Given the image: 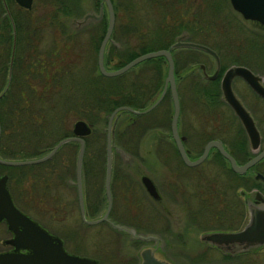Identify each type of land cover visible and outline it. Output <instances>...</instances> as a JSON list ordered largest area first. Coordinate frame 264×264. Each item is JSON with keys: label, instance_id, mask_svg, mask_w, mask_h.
<instances>
[{"label": "flooded vegetation", "instance_id": "flooded-vegetation-1", "mask_svg": "<svg viewBox=\"0 0 264 264\" xmlns=\"http://www.w3.org/2000/svg\"><path fill=\"white\" fill-rule=\"evenodd\" d=\"M108 1L112 9L113 24L103 47L102 62L105 69L117 68L111 67V65L105 63L107 62V55H110L109 51L111 49H129L140 47L141 44H145L148 41L149 46L152 47L153 45H157L154 43L155 41H158L160 39L166 40V38L168 37L166 36L167 32L175 33L173 34L171 41H168L170 37L167 40V46H169L173 42H179L177 46H175L174 48L172 47V49L169 50L172 59V73L178 99L175 131L178 141L180 142L182 149L184 150V153L189 160H194L195 158H197L202 152L206 142L213 139H216L221 143L222 147L233 157L234 161L237 164L243 163L245 160L262 150V148L264 147V98L254 92L248 86L245 80L240 76L236 75L234 77L241 78L249 87V89L254 93L255 97L263 102V104H260V107L258 109L260 113L256 114V112H254V108H247L240 100V98L236 96L251 115L259 135V144L254 150L250 149L248 144L247 148L249 151V155L245 160H237L234 151L237 150L239 140L242 136L241 132L243 131L246 140L247 136L243 127L241 126L239 119L233 113L230 106L223 100L221 93L220 99L223 103L221 105V107L223 108V115L221 116L224 119L223 123L225 124V126L222 122V124L220 123V119L218 120V122H210L212 115H210L208 109L207 112H203L204 114L202 115V117H200L201 110L195 108V106L192 105V101H194L193 96L198 93L199 96H201L202 93L193 84V80L196 77L199 76L201 79L213 80L218 76L219 85V77L224 68L220 70V58L222 59V57L219 56L216 51L215 52L218 57V65L215 76L213 78L207 77V75L211 74L215 70L216 62L214 57L210 53L206 52L212 57L214 63L213 69L208 71L205 68V64L201 61H190L199 69L198 71L195 69H192L190 71L191 80H189L190 82L188 81V87L185 90L187 96L190 97L185 98L183 95H179L177 91L178 84L176 80V73L178 59H176V57L174 56L173 51L174 49L180 47L188 48L181 44L182 42L192 41L202 43V41L200 40L190 38L189 33H193L195 31L196 26L194 24H197V21H200L201 23H209L207 15L215 14L211 13V11L215 12L219 10L220 3L218 6L215 2H220V0H209L207 4L209 9L207 11L198 10L205 6L204 0H142L145 1V4L148 3V5L151 7H149L151 11L146 10V14H157V24L154 26L155 29L151 30L148 35L145 34L140 40L135 39L133 43H126V47H121L123 44L120 45L119 39L114 35L115 27L118 26V21L120 20V18L117 19L118 3L115 0ZM12 2L15 4L14 0H12ZM93 2L97 5V10H95L96 14L93 12H85L82 8V0H46V4H44L46 5V7H42L44 8L43 11L36 9L37 2L33 3V0H31L28 10H30V12L32 11V15H44L48 20L54 22L42 25L43 30L40 38L32 36V39L28 42L27 58L31 63V73L33 74L34 78L39 79L46 76H48V78H51L52 75H54V77H59V79L65 78L68 74L67 59L68 57L72 58L74 56H76L74 64H77V67H75V69H78L80 75L89 79L95 78L97 74H101L96 66V55L98 45L107 26L108 11L103 0H93ZM125 2L126 6L129 7L131 3H134V0H126ZM103 5L105 8H102ZM15 6L17 5L15 4ZM128 7H126V15L129 11ZM162 9H164V12ZM82 16L89 17L85 18L81 22H78L77 19L81 18ZM166 16H171V22H166L168 20L166 19ZM9 17H11L10 13ZM129 18L132 19L134 17L131 14ZM11 20L12 19L10 18V21ZM88 22H92V24L87 25ZM252 23L255 24L258 28H264V24H260L254 21H252ZM179 24H181V26H178ZM127 26H130V24L128 23ZM138 30H140L139 27L135 29V32H137ZM15 32L16 31L14 24L11 21L12 40L8 61V79L10 77V64L12 63L15 49ZM82 34H85L83 38H81ZM72 36H75V41H72ZM152 36L154 37V39L150 40L149 37ZM127 37L128 40L133 39L130 36ZM262 39L263 40H256L251 49V53L254 54L255 57H257V55L262 52L264 53V38ZM237 42L240 43L242 42V40H239ZM260 45L261 47L259 48ZM73 46L75 48V55L73 56L69 54L68 56V51L66 50V48ZM236 46L237 48L242 47L243 51L240 52L242 54L240 58L246 60V58H248L246 56V54L248 53L247 46L240 44H236ZM106 48H109L107 53ZM113 52L114 51H112V53ZM114 57L115 56H113V58ZM151 57H147L144 59H148ZM51 59L55 62L57 61L58 65H56L55 67L52 65L47 66L48 63L52 62ZM189 59L193 60L194 57L186 56L184 62H182L183 68H187ZM129 60H126L124 63ZM140 61L134 63L132 66L128 67L125 70L127 80L130 79L131 74H134V77L140 76L145 80L146 78H153L155 76L153 72L148 73V71L139 72L136 74L135 72L133 73L130 68L135 67V65ZM163 61L167 67L166 59L164 57ZM234 64L243 65L254 74H257L260 78V83L264 86L262 75L257 70L248 67V65H246L248 64L246 61H241L240 63ZM200 65H202V67ZM86 66H89L88 71H84V68ZM134 69H137V67H135ZM125 71L117 75H120ZM101 75L107 76L104 74ZM164 77L159 79L158 81L156 79H152L151 81L147 80V82L145 81L142 86H137L133 90L132 98H130V100L127 101L126 98V102H122L106 112L99 109L96 119L97 121H102V119H104L105 117L103 130H101V128L99 127V122L96 125L97 128H95L93 126L94 122L90 123L89 121L80 118L89 127V132L83 136H80L83 140V148L80 171L78 175L79 187L78 185H76L75 168L71 169L70 167L67 168L64 166L67 158H70L73 150L76 151V158L79 147V142L77 140H67L59 144L50 156L38 162L12 165L0 163L1 165H8L13 168L12 174L14 181L11 187L9 185L8 173L2 172L6 175V187L13 204L30 218L34 219L48 233L58 236L61 240V246L65 250H67L65 246V241L67 238H71L73 234H75L76 238H78V232H80L81 234L85 228H94L100 225L103 226L104 224L105 227H103L105 230L103 233L99 234V236H102L100 240L106 242L105 244L102 242V245H107L105 256L107 257L110 264H142L144 262L143 255L147 257L148 254L152 255L156 260H164V264H196V260L194 258V253L196 252L198 253V255H207L211 250L217 254L218 252H220L221 254H228V252H224L220 246L204 240L202 237L205 233L212 231L235 230L242 226L243 218L242 214L239 215V209L240 207L246 206L245 203L247 202V200H249V197H251V201L254 202V195L256 194L257 201H255V203H263L261 199L264 198V154L243 172L233 171L230 168L226 158H224L214 146H209L204 158H202V160L195 164L188 165L182 160L176 145L175 138L172 136L170 130V119L173 112V107L168 84H166L165 89L163 88ZM158 84L159 87H156ZM163 89V94H161ZM2 92L3 89L0 90V96L2 95ZM198 101L202 103V100L200 98L198 99ZM118 106H126L127 108L118 109L117 111H115V113L112 115L108 130V138L110 143L108 201L104 185L107 157L106 126L108 116L110 115L112 110ZM118 114L122 116H119L114 123V119ZM74 120L71 123L70 129H67L65 123L58 129L62 130V132L66 131L65 133L67 134L63 135V137L72 134L71 129ZM164 128L166 129L163 130ZM97 129H99L100 131H98ZM1 133L2 127L0 120V134ZM100 135H102V137ZM13 138L16 140L17 137L14 136ZM144 139L145 141L148 140L147 149H149L148 151L145 150V152L148 155L157 154L161 155V157H163V155L165 156V154H170L166 150L165 145H163L165 144V141L169 139L167 141L171 146V153L175 154V156L178 158L179 164L182 168H172L174 169L173 173L184 172L185 170L188 173V180H192L194 189L191 193H186V191L183 189L184 185H181V187L177 185L174 177L172 180L173 182H171L170 184L176 190V195L179 196L186 193V197L192 195L194 196V198H196L193 203L182 201L185 206L180 205L177 206V208H179L181 212L189 219L187 225H190L191 222L204 224V229L202 230L204 232L199 237V240L203 242V245L205 246L197 248L193 247V244L191 242L189 243L186 238L187 234H189V230H187V228L185 229V231L173 233L170 232V228L165 225V218L168 217L167 213L164 212L166 206L163 205L162 202V199L165 198V196H163L162 194L163 191H161L159 185L156 184L147 173H144L140 168H138V163L135 161V157L138 155L140 148L146 149L142 145ZM57 140L54 143L49 142L48 134V137L34 139V141L30 143L29 146H21V149L19 146L13 148L15 150V153L21 152L22 154H17L16 157L11 158L10 156H6L0 153V159H35L40 157L41 155L46 154L57 142ZM70 142L76 143L75 146L73 147V144H67ZM229 143H233L234 146L229 145ZM63 145L66 149V152H62V150L60 151V148ZM0 150L2 153H6L9 151L8 149L1 148ZM22 151H26L25 154ZM216 154H218L220 157L218 155L216 156ZM115 155H117L118 158H114ZM212 156H215V159L219 160V165H221L222 167H220L219 169H215L213 172H211L212 175L210 176L209 174H207V172H203L202 167H200V163H202L204 160L210 159ZM48 159H51L52 161L43 166L44 182L43 184H39V188H41L42 191H40L39 193L37 192L36 195H39L40 193L44 194L43 204H47L46 210H48L47 212L49 213V215L47 213L46 214L52 219L60 220L63 217L62 215H65L66 208L65 206H63L64 201L62 200L63 198L61 199L62 195L60 194L59 187L62 183H64L65 185L74 186L78 218L79 223L81 224L77 227V230L69 227L66 224V220L64 219V222H62V225H60L59 229L55 231L51 230L49 229V227L43 225L37 219L32 217L29 213L30 207H28L27 201L32 190L29 191L31 187L30 184L27 183V181L29 179L31 181L33 180V172L36 174L37 168H35L34 170H29L27 168L30 165H34L42 161L44 162ZM146 159L150 164L154 163L150 156L146 157ZM85 160H90V168H86L84 166ZM56 165H58L59 167H56ZM228 168L236 174H242L249 170L253 182L256 183L248 188H244L240 185L236 186L239 187L236 196L239 195V197L241 198V202L236 200V196L229 198V201H227L228 192H230L231 186H234V178H232L233 180H231L233 184H227ZM27 170L32 172L31 177L24 175ZM142 175H146L152 181L157 193V196L155 198L147 193L143 183L141 182ZM178 175L180 174H176L177 178ZM235 182L237 183V177H235ZM140 189L144 192V194L142 192H139ZM136 190H138V193L136 192ZM252 190H256L253 193V196L244 195L246 193L253 192ZM78 192L80 193L81 199H79ZM126 193L128 198H126ZM145 195L147 196V198ZM32 202L40 205L41 199L39 197H36ZM117 203L119 205H115ZM56 216L58 218H56ZM193 216H197L198 221H196ZM92 220L96 221L89 222ZM0 224L3 227V230L7 233V235L0 240V252H19L23 254L25 252L24 249L14 250L13 246L9 242L4 241L11 236V233L6 228L4 221L1 220ZM163 224L165 225L164 227ZM150 227L153 228L150 229ZM105 235L108 236V240L107 238L106 240H103V237H106ZM92 236L95 238V235L92 234ZM186 241L189 247L184 246L186 244ZM77 245L78 244H74V246ZM228 247H236V244L230 245ZM75 248L77 247H74L69 252L77 253L80 256L93 258L96 260V264L100 263L98 257L92 255L94 254V252L86 253L85 250H82L80 252ZM239 253L242 252H235L232 254Z\"/></svg>", "mask_w": 264, "mask_h": 264}, {"label": "rangeland", "instance_id": "rangeland-1", "mask_svg": "<svg viewBox=\"0 0 264 264\" xmlns=\"http://www.w3.org/2000/svg\"><path fill=\"white\" fill-rule=\"evenodd\" d=\"M46 0H33V3L37 2V8L40 11H43L44 8L42 7H46L45 3ZM118 3V7H117V19L120 18V20L118 21V26L115 27V33L114 35L119 39V44H123L121 47H126V43H133L135 41V39H142V37L146 34L148 35V33L155 29V25L157 24V20H158V16L157 14H146V10L147 11H151L149 9V5L148 3L145 4V1L142 0H134V3H131V5L128 7L126 6V0L122 1V0H115ZM205 1V6L198 9V10H202V11H207L208 8V2L209 0H204ZM218 6L220 3V7L218 11H211V13H215V14H209L207 15V18L209 19V23H201L200 21H197V24H194L196 26L195 31L193 33H189L190 34V38H194L200 41H205L206 44L211 45L215 48H217L218 52L222 53V59L220 58V62L221 63H227V65L229 63H240L241 61H246L248 64V67H250L251 69L257 70L263 77L264 80V53H260L257 55V57H255L254 54L251 53V49L253 47V44L255 43L256 40H263L261 38H264V28H258L256 27L255 24L252 23V21L254 20H247L244 19L240 16L239 13H237L235 10H233L228 2V0H220L215 2ZM99 7V4H98ZM126 7L129 8V11L127 12L126 15ZM42 8V9H40ZM82 8L85 12H93L96 14L95 10H97V5L94 4L93 0H82ZM102 8H105L104 5L102 6ZM151 8V7H150ZM94 10V11H93ZM164 12V9H162ZM83 11V12H84ZM132 14V16L134 18H129L130 15ZM166 14V13H165ZM89 16H82L81 18H78L77 21L81 22L82 20H84L85 18H87ZM203 17V16H202ZM166 19H168L166 22H171V16H166ZM164 20V19H163ZM165 21V20H164ZM127 22V23H126ZM206 22V21H204ZM256 22V21H254ZM123 23V24H122ZM130 24V26H127V24ZM214 23V24H213ZM258 23V22H257ZM92 24V22H88L87 25ZM203 25V27H199L198 25ZM85 25V26H87ZM139 25V26H138ZM214 25V26H213ZM83 26V27H85ZM213 27V29L211 30L210 27ZM139 27L140 30H138L137 32H135V29ZM224 27V28H221ZM205 31V33H203L202 31ZM153 32V31H152ZM220 32V33H218ZM224 33V34H223ZM173 34H175L174 32H167L166 36H168L165 39H160L158 41H155L154 43L157 45H153V46H159L160 44H164L167 43V40L169 38L168 41H171ZM85 34H82V37H84ZM80 36V35H79ZM130 36L133 39L128 40V37ZM239 37L242 38V42L238 43V42H232V41H228V40H233V39H238ZM244 37H248L246 40H244ZM165 38V37H164ZM83 41V40H82ZM236 44H240V45H244L247 46V54L246 56L248 58H246V60L240 58L242 56V54L240 52L243 51L242 47L237 48ZM152 45V44H151ZM239 46V45H238ZM261 47V45L259 46V48ZM106 53L108 52L109 48H106ZM230 50L231 52V56L227 55V51ZM186 50H184V48L180 47V48H176L174 49L173 53L174 56L176 57V59H178V64H177V73H176V80H177V91L179 93V95H183L185 98H188L190 96H187V93L185 92L186 88L188 87V81L191 80L190 79V71L192 69L195 70H199L195 65H193V61H201L205 64V68L210 71L213 69L214 63L212 60V57L208 54H203V53H199L197 55L196 58H194L193 60L189 59V64L187 65V68H183V64L182 62H184L185 57L184 55H186ZM225 52V53H224ZM110 53V52H109ZM237 54L238 57H236L237 60L233 59V54ZM87 60V58H86ZM117 60V58H114L113 60H110L107 62L108 65H112L115 61ZM191 61V62H190ZM226 65V66H227ZM193 67V68H189ZM89 66H86L84 68V71H88ZM144 77V76H143ZM141 83H143L142 81H140ZM190 82V81H189ZM231 86L232 89L234 91V93L236 94V96H238L240 98V100L243 102V104L249 108L252 107L254 108V112L260 113L259 112V107L260 104H263L262 101H260L257 97H255L254 93L249 89V87L246 85V83L239 77H234L232 82H231ZM78 91H73L74 93H78L80 92L79 87ZM72 93V92H71ZM81 92L80 94L78 93V96L80 95V99L83 98L81 96ZM71 95V94H70ZM88 94L86 93L84 96L86 97ZM72 96V95H71ZM62 101V99L60 100V102ZM167 103V102H166ZM164 103V104H166ZM68 103H65L64 105H61L60 107H57L56 112H57V116L61 115V119H58V117H56L55 115V124H56V129H59L61 125H65L67 126V129H70L71 127V123L74 119L76 118H80L78 114H75L74 112L70 113L68 111H64L65 109V105H67ZM192 105L196 106L197 109L201 110L200 112V117H202V115L204 113L207 112V108L205 107V105L199 102H195L192 101ZM59 106V105H57ZM92 108V107H91ZM220 112L223 115V108L220 106L219 108ZM73 111V110H72ZM55 112V114H56ZM204 112V113H203ZM64 115V116H63ZM69 115V116H67ZM212 115H216V117L218 119H220V121L223 123L224 119L222 118L221 114L217 111H215ZM120 116V114H118L115 119H114V123L116 122L117 118ZM122 116V115H121ZM120 116V117H121ZM199 117V118H200ZM104 119H102V121H97V119H95L93 126L95 128L97 123L99 122V127L101 128V130H103V126H104ZM51 124V125H50ZM224 124V123H223ZM52 123H49L48 127H52ZM225 126V124H224ZM166 127V126H164ZM166 128H164L163 130H165ZM45 130V129H43ZM98 131H100L99 129H97ZM44 132V131H42ZM66 132V131H65ZM65 132H61L59 134V131L55 132V135L52 136L51 139H56L58 136L64 134ZM57 135V136H56ZM56 136V137H55ZM102 137V135H100ZM7 138H10V136H8ZM0 139L1 141L4 139V137L1 136L0 134ZM6 139V138H5ZM12 139V138H11ZM151 140V138H150ZM169 140V139H167ZM165 141V147L166 150L168 151V154H165V156L163 155V157H161V155H157V154H150L148 155L146 151H148L149 149H147L148 146V140L145 141V139L142 142V145L146 148V149H142L141 144H140V151L138 152V155L135 157V161L138 163V168H140L144 173H147L152 180L159 185L163 196H165V198L162 199L163 205L166 206V208L164 209V212L167 213V217L165 218V225H167L170 228V232L173 233H179L180 231H185V229L187 228V230H189V234H187V240L189 241V243L191 242L193 244V247H203L205 245H203V242H201L199 239V237L202 235V233L204 231H202L204 229V224L203 223H196V222H191L190 225H187L189 219L187 218L186 215H184L181 210L179 208H177V206H185L183 202H191L193 203L194 200H196V198H194V196L189 195L188 197H186V193L188 192H192L194 189V185H192V180H188V173L184 170V172H174L172 168H181V165L179 164L178 158L175 156V154L171 153V146L169 144L168 141ZM0 141V142H1ZM162 141V139H161ZM202 144V143H201ZM75 145L73 144V147ZM201 148V145H200ZM62 150V152H66V149L64 147V145L60 148V151ZM75 153L76 151L73 150V152L71 153L70 158H67L65 164H68L69 161V166L71 169L74 168V163H75ZM62 154V153H61ZM168 155V156H166ZM150 156L151 159L154 161L153 164H150L146 157ZM114 158H118L117 155L114 156ZM56 167H59L58 165H56ZM200 167H202L203 172H207V174H209L210 176L212 175L211 172H213L215 169H219L220 167H222L221 165H219V160L215 159V156H212L210 159L204 160L202 163H200ZM182 169V168H181ZM34 173V172H33ZM179 173L180 175H178V178L176 176V174ZM70 177V176H69ZM73 177V176H72ZM173 177L175 178V181L177 183V185H179L181 187V185L183 186V189L186 191L185 194H181V195H176V190L174 189V187L170 184L171 182H173ZM38 178V177H37ZM238 182V181H237ZM27 183L30 184L31 189L29 191H31L30 193V197L27 201V205L29 208V213L32 217H34L35 219H37L39 222H41L43 225L49 227V229L51 230H57L59 229L60 225H62L63 219L66 220V224L77 230V227L79 225H81L79 223V218H78V210H77V204H76V200H75V188L72 185H65L64 183H62L60 185V194L62 195L61 199L64 201L63 206H65L66 208V213L65 215H62L63 217L58 220V219H52L50 218L48 215L49 213L47 212L48 210H46V206L47 204H43L44 202V194L40 193L39 195H36V193L42 191L41 188H39V181L37 179H33L32 181L29 179L27 181ZM236 183V182H234ZM228 184V182H227ZM230 184H233V182H230ZM166 185V186H165ZM35 186V187H34ZM158 187V188H159ZM230 192H228L227 195V201H229V198L235 197L237 190L239 189V187L236 188H230ZM253 192L250 193H246L244 194L245 196L248 195H252L256 190H252ZM136 192L138 193V190H136ZM139 192L143 193L144 192L140 189ZM90 194V192H89ZM189 194V193H188ZM140 196V195H139ZM146 196V195H145ZM36 197H39L41 199V204L38 205L37 203H33L32 201H34V199ZM141 197V196H140ZM126 198L127 197V193H126ZM147 198V196H146ZM142 199V198H141ZM140 199V200H141ZM236 200L241 202V198L239 197V195L236 196ZM183 201V202H182ZM249 202H251V197H249V200H247ZM246 204V203H245ZM39 207H37V206ZM115 205H119L118 203ZM247 208V207H246ZM120 210V209H119ZM48 215H47V214ZM56 218H58L56 216ZM193 218L198 221V217L197 216H193ZM247 219V214L245 215L244 218V222ZM193 223V225H192ZM163 224V227L165 226ZM103 226L105 227V225L103 224ZM103 226H97L94 228H85L84 231H82V233L80 234V232H78V238H76V235L73 234L72 237L67 238L65 241V246L67 248L68 251H71L74 247L76 250L78 251H82L85 250V252H91L94 254L95 257H98L100 263L99 264H108L109 261L107 259V257L105 256L106 251H107V245H102V242L105 244V241L100 240L102 238V236L99 234L104 232V227ZM153 227H150V229H152ZM107 231V228H106ZM202 231V232H201ZM95 235V238L92 236ZM7 233L3 230L2 225L0 224V240L6 236ZM106 237H103V240H108V236L105 235ZM189 237V238H188ZM77 239V240H76ZM74 244H78L77 246H74ZM1 245V243H0ZM96 245V246H95ZM182 246V245H180ZM186 247H189L187 245V241L186 244L184 245ZM104 251V253H103ZM90 254V253H88ZM194 258L196 260V264H264V246L258 247L256 248V250L252 249V251L249 252H243V253H239V254H221L220 252L214 253L213 251H209V253L207 255H198V253H194ZM110 264V263H109Z\"/></svg>", "mask_w": 264, "mask_h": 264}, {"label": "trees", "instance_id": "trees-1", "mask_svg": "<svg viewBox=\"0 0 264 264\" xmlns=\"http://www.w3.org/2000/svg\"><path fill=\"white\" fill-rule=\"evenodd\" d=\"M3 2L7 4L11 17H9L5 12ZM31 12L28 9H23L15 6L12 0H0V90L3 89L2 95L0 96V120L2 127L1 136L4 137L2 141L0 139V148L9 150L6 153H2L0 150L1 154L14 158L17 156V154H22L21 152L15 153V150L13 148L17 146H19L20 149L22 147L29 146V144L32 143L34 139L48 137V134L49 142L54 143L57 139L63 137V135H66L67 133H64L58 136L56 139H51L52 136L55 135L56 131H59V134L62 132V130L56 129L55 115L56 117H58V119H61V115L57 116L56 109L57 107H60L65 103H68L67 105H65V112L69 109L68 112H74L75 114L80 115V118L93 123L97 118L99 109L106 112L112 107L122 102H126V98L127 101L130 100V98H132L133 90L137 86H142L145 81L147 82V80L151 81L152 79H156L158 81L165 75L166 65L163 61V56L157 55L148 59H144L137 63L135 65L137 69H134L135 67L130 68L133 73L135 72V74L144 71H148V73L153 72L155 74L153 78H146L145 80L140 76L134 77V74H131L130 79L127 80L125 71L124 73L115 76H103L101 74H97L95 78L88 79L80 75L78 69H75V67H77V64H74L76 56H74L75 48L73 46L66 48V50L68 51V56L69 54H71L74 57H68L67 59L68 74L65 78L59 79V77H54V75H52L51 78H48V76H46L44 78L36 79L31 73L32 66L27 58L28 42L32 39V36L40 38L43 30L42 25L54 22L48 20L44 15H32ZM10 18L12 19L11 21L14 24L16 35L14 54L12 63L10 64V77L8 79V61L12 40ZM178 26H181V24H179ZM198 26L203 27V25L200 24ZM209 27L211 30L213 29V27ZM202 32L205 33L204 30ZM71 38L72 41H75V36H72ZM149 38L150 40L154 39L153 36ZM240 38L241 37L228 41L237 42L239 40H242V38ZM247 38L248 37H244L243 39L246 40ZM202 43L206 44V42L203 40ZM166 46L167 43L151 47L149 46L148 41L145 44H141L140 47L129 49L113 48L109 51L110 55H107V62L113 60L114 58H117L116 62H114L111 67H118L122 65L126 60H129L139 53ZM208 46L214 49L219 56L223 57L222 53L218 52L217 48L211 45ZM184 50H186V56L194 58H196L199 53L207 54L201 49L191 47L184 48ZM112 51L114 52L112 53ZM226 53L227 55L231 54L230 50H228ZM113 56L115 57L113 58ZM236 57H238V55L234 53L233 59L237 60ZM51 61L52 62L48 63L47 66L52 65L55 67L56 65H58L57 61L55 62L52 59ZM226 65L227 63L225 62L220 63V70ZM140 81H142L143 83H141ZM193 84L198 90L202 92L201 96H199V93L193 96L195 102H199L198 99L200 98L202 100V103L208 109L210 115H212L215 111L219 112L222 115L219 110L220 106L223 103L220 99L218 76L213 80L201 79L198 76L193 80ZM76 87L81 88L80 92L82 93L81 96L83 98L80 99V95L78 96V93L80 94V92H73L75 90L78 91V88ZM156 87H159V84ZM86 93L88 95L85 97L84 95ZM61 99L62 101L60 102ZM218 120L219 119L216 117V115H212L210 122H218ZM49 123L53 124L52 127L46 128ZM241 134V139L239 140L237 150L234 151V154L237 160L243 161L248 157L249 151L247 148L248 142L243 131L241 132ZM8 136H10V138H7ZM14 136L17 137L16 140L13 138ZM67 144L75 145L76 143L70 142ZM229 145L234 146L233 143H229ZM22 152L25 154L26 151ZM217 155L218 154H216V156ZM51 161V159H48L44 162L42 161L40 163L30 165L27 169L34 170L35 168H37L36 174L33 173V179H37L39 183L43 184V166L45 164L47 165V163ZM69 161L68 164H64V166L67 168L70 164ZM84 166L86 168H90V160H85ZM12 169L13 168L11 166L0 164V173H8L10 187L13 185L14 181ZM29 170H27L24 175L31 177L32 172ZM235 177H237L238 182L236 184L234 183V186H231L232 189L238 185L243 186L244 188H248L251 185L256 184L253 182L249 170L242 174H236L228 168L227 179L229 185H231L230 182H232V178H234L235 182ZM239 210V215L242 214V218L244 219V206L240 207Z\"/></svg>", "mask_w": 264, "mask_h": 264}, {"label": "water", "instance_id": "water-1", "mask_svg": "<svg viewBox=\"0 0 264 264\" xmlns=\"http://www.w3.org/2000/svg\"><path fill=\"white\" fill-rule=\"evenodd\" d=\"M18 5L28 8L30 6L31 0H14ZM107 11H108V21L105 32L100 40L97 48L96 55V66L101 74L107 76L117 75L125 71L128 67L132 66L134 63L151 56L163 55L166 59V74L164 77L163 88L165 89L166 84H168L173 112L170 119V130L172 136L175 138L176 145L182 160L190 165L195 164L202 160L206 155L209 146H214L217 148L219 153L226 158L229 163L230 168L235 172H243L246 168L251 166L255 161H257L264 154V147L261 151L254 154L241 164H237L233 157L222 147L221 143L216 140H209L203 147L200 155L194 160H189L180 142L178 141L177 134L175 131V121L178 110V99L173 79L172 73V59L170 56V48L175 47L179 42H173L168 48H159L155 50L146 51L144 53L138 54L123 65L114 69H105L102 62V53L105 41L110 33L113 24V15L110 3L108 0H103ZM231 7L237 11L243 18L256 20L259 23L264 24V0H229ZM7 11V9H6ZM184 46L194 47L202 49L210 53L216 62L215 70L207 75L209 78H213L216 73L218 65V57L213 49L197 42H182ZM202 67V65H200ZM205 74V73H204ZM240 76L245 80L248 86L256 92L258 95L264 98V86L259 81V76L251 72L247 67L239 64H230L222 72L219 79V89L223 100L230 106L233 113L239 119L241 126L243 127L245 134L248 139L250 149L254 150L259 144V135L255 127L253 119L243 104L234 94L231 87V80L234 76ZM162 90L161 94H163ZM126 106H118L112 110L107 118L106 126V167H105V192L107 195V200L109 201L108 195V180L110 174V143H109V126L112 119V115L118 109H126ZM72 135L63 137L59 139L53 147L44 155H41L35 159L29 160H5L0 159V163L4 164H20V163H33L41 161L48 156H50L53 151L58 147L59 144L67 140H77L79 142L78 151L75 160V173H76V185L79 187V171L82 156L83 140L81 135L87 134L89 132V127L87 124L81 120L76 119L72 124ZM264 181V178H263ZM141 182L143 183L148 194L154 198L157 196L155 187L146 175L141 176ZM79 199L80 198V193ZM257 195H254V202H246L247 206V219L243 225L235 230L230 231H212L205 233L203 239L214 243L221 247L223 251L235 253L239 251L248 250L254 246L264 244V198L261 199L262 204H256ZM0 220H3L6 224V228L11 232V237L5 240L13 244L14 249L23 248L26 250L24 254H10L7 252L0 253V264H96V261L89 257L78 256L74 254L67 253L61 246L60 239L48 233L44 228H42L38 223L32 220L27 215L19 211L12 203L10 194L6 187V175H0ZM92 220L89 222H95ZM236 244V247L229 248L228 246ZM144 262L142 264H164V260H156L152 255L148 254L147 257L143 255Z\"/></svg>", "mask_w": 264, "mask_h": 264}]
</instances>
